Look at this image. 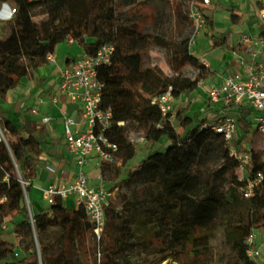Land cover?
<instances>
[{
  "label": "trees",
  "instance_id": "16d2710c",
  "mask_svg": "<svg viewBox=\"0 0 264 264\" xmlns=\"http://www.w3.org/2000/svg\"><path fill=\"white\" fill-rule=\"evenodd\" d=\"M134 1L101 0L88 5L85 0H0V11L6 5L15 10L10 20L0 19V101H5L23 78L31 79L33 71L48 62L47 57L69 37L83 54L91 56L102 46H113L111 63L99 67L98 75L104 85L102 106L113 111L107 135L119 149L114 164H103L102 177L111 190L118 191L122 182L134 189L131 196L120 199L123 211H119V204L110 203L99 244L84 210L75 204L67 207L60 197L55 206L32 212V224L21 180L36 178L42 154L54 152L55 145L44 124L26 118L18 127L0 106V264H39L34 233L43 234L51 228L61 229L62 234L53 243L39 241L43 264H162L167 260L184 264L183 257L188 264H208L212 241L220 228L243 264H258L248 257L246 240L254 229L264 231L261 151L253 145L248 178L262 173L263 180L254 189V197L247 199L243 194L247 183L239 179L238 160L231 156L224 137L212 129V123L199 114L190 115L188 108L179 110L171 120V115L164 117L152 104L153 98L170 88L176 99L191 97L198 83L210 78L212 72L190 53L192 30L185 28L180 13L176 17L178 38L160 33L157 20L151 25L155 35L149 36L139 12H124ZM193 1L206 18L212 47L242 54L239 44L230 45L226 37L220 40L214 32V8L202 7L199 0L180 3L188 9ZM261 9L256 3L258 19ZM230 12L231 24L238 26L242 16L234 9ZM38 17H42L40 22L35 20ZM153 49L164 53L174 76L147 65ZM187 66L197 72L196 79L184 74ZM235 112L239 145L251 134L253 111L240 107ZM120 122L125 126L118 125ZM130 127L143 131L150 149L141 164L131 169L139 146L128 140ZM26 190L31 202L30 186ZM142 215L147 223H155L153 239L163 247L133 233L131 227ZM14 217L19 220L14 221ZM5 221L16 244L3 238ZM73 243L75 250L70 247ZM18 252L24 256L18 257Z\"/></svg>",
  "mask_w": 264,
  "mask_h": 264
},
{
  "label": "built area",
  "instance_id": "2783aa9c",
  "mask_svg": "<svg viewBox=\"0 0 264 264\" xmlns=\"http://www.w3.org/2000/svg\"><path fill=\"white\" fill-rule=\"evenodd\" d=\"M254 1L262 6L259 11V20L264 26V0ZM214 2L215 0H199L202 7H210ZM4 7L0 11V19L7 21L12 18L15 10L10 7L7 11ZM188 17L192 26L189 50L195 56L193 48L197 43V37L206 28V18L196 1L190 3ZM66 42L75 43L71 37ZM239 45L243 48L239 67L232 72L218 76L216 82L209 84L205 90L206 104L212 113L200 118L211 122L212 129L222 135L229 144L231 156L239 163V179L247 183L243 188L244 197L250 199L255 195L254 189L263 180L262 173L249 179L248 171L254 151L253 145L261 151V158L264 162V33L242 34ZM113 53V46L105 45L95 55L82 54L60 69L59 95L53 98V102L58 103L61 98H65L80 108L79 120L70 115H65L63 118L66 149L74 160L76 171L72 180H63L42 190L43 201L46 202L48 208L56 205L57 197L63 200L72 198L74 204L84 210L87 219L92 224L93 237L97 244L100 243L105 232L106 210L117 191V189L111 190L102 177L103 164L115 163V155L119 147L107 135L112 128L113 111L102 106L104 85L98 75L99 67L111 63ZM47 60L56 63L55 54L49 55ZM180 98H174L170 88L166 93L153 98L152 104L160 109L164 117L171 115V120H174L173 104ZM240 107H250L253 111L252 131L248 137L249 143L246 145L243 142L237 145L239 131L235 110ZM32 113L37 115L38 111L33 109ZM50 121L49 117L41 118V123L44 125L49 124ZM139 142L147 143L145 138H141ZM241 144L244 146L243 150ZM91 163L99 172L98 184L91 183L86 171V167ZM21 184L26 192V187L30 186V182L21 180ZM2 202L3 200H0V203ZM28 211L33 224L30 207ZM1 229H7V221L2 224ZM263 232L256 234L253 230L246 240L247 255L252 260L256 261L263 255L264 243L260 242ZM16 255L24 256L22 252ZM100 256L98 252L99 263Z\"/></svg>",
  "mask_w": 264,
  "mask_h": 264
},
{
  "label": "crops",
  "instance_id": "0c3cea01",
  "mask_svg": "<svg viewBox=\"0 0 264 264\" xmlns=\"http://www.w3.org/2000/svg\"><path fill=\"white\" fill-rule=\"evenodd\" d=\"M255 5L256 2L254 0H215L212 15L215 22V32L218 34L219 39L222 40L226 37L230 45H238L242 34H246L247 32L253 34L264 33V26L258 19ZM9 8L10 6L8 5L4 7L7 11ZM232 9L242 16L238 26L231 24L230 11ZM219 24H221L220 28H218ZM240 26L246 27V31ZM256 30H259L258 33ZM64 43L65 45H70L67 42ZM208 44L212 46L211 40ZM60 47L62 49L67 46L61 45ZM77 48L79 53H68L63 59H59L57 47L55 52L56 63L45 62L41 68L33 71L31 79L23 78L16 88L8 92L6 100L0 101L1 108L18 127L23 124L26 118L36 120L40 123L43 117H49L51 119L50 123L45 125V127L48 130L50 139L55 145V149L53 150L54 152L45 151L42 154L41 164L37 167V176L30 182V192L31 190H35L36 195H40V201L34 199L32 200L33 203H31V206H34L33 208L36 210L35 213L44 211L48 207L47 204L46 206L44 205L42 190L52 184H58L64 179L66 181L72 180L76 171L74 160L66 149L63 118L65 115H70L79 120L80 108L77 104L69 102L65 98H61L58 103H54L53 98L59 95L58 84L60 69L83 54L82 49L78 45ZM211 49L214 48L209 47V50ZM217 50L219 52L217 56L220 59L217 62L221 68H224L222 73L213 71L209 61L196 56L212 72L210 78L202 81L205 86L207 85L206 88L212 82H216L218 76L236 70L241 61L242 55L240 53L233 51L228 53L225 51V48ZM206 88L204 89L206 90ZM33 109L38 111L37 115L32 113ZM88 174L92 183H99V172L93 163L89 165Z\"/></svg>",
  "mask_w": 264,
  "mask_h": 264
},
{
  "label": "rangeland",
  "instance_id": "374dc122",
  "mask_svg": "<svg viewBox=\"0 0 264 264\" xmlns=\"http://www.w3.org/2000/svg\"><path fill=\"white\" fill-rule=\"evenodd\" d=\"M85 1L88 5H94V4H99L101 0H85ZM134 3L130 4L129 7H124V12H129L130 14L135 11L139 12L141 14L140 17L142 16L143 21H144L142 23V28H144V32L149 36L155 35V32L152 29L151 25L153 24L155 20H157L159 23L160 33H165L167 36L178 38L180 36V30L176 26V17L178 13H180L182 18L184 19L185 28L188 30L190 29L192 30L191 22L188 17V9L182 6V4L180 3V0H135ZM208 8L212 10L214 7L212 5ZM210 12L208 10L207 11L205 10V13H208L209 15L211 14ZM35 20L36 22H40L42 20V17H38ZM220 27H221V24L218 25V28ZM241 28H243L246 31V27L242 26ZM209 31L210 30L206 26L205 30H203L202 33L197 37V43L195 47L193 48V50H195V56L197 57L199 56V58H204L211 63L213 71L222 73L224 68H221V66L217 62L220 60L217 56V53H219L217 49H221V47L209 50V47H212L211 45L209 46L208 44V42H210L211 40L210 35L212 34L210 32V35H209ZM258 31L259 30H256L257 33ZM183 32H186V31L183 30ZM250 33L251 32H247L246 34H250ZM61 45L62 46L64 45L67 47H63L61 49L60 47ZM57 47H58L57 52L59 54V59H63L68 53H72V54L79 53L76 44L65 45V43L63 42L59 44ZM225 51H227L228 53H231L230 50L226 49ZM147 65L158 66L159 68L163 70V72L166 75L174 76L167 65L164 53L162 51L153 49L149 53ZM184 74H186L192 79H196L197 77V72L190 66L185 67ZM206 86L202 82H199L197 90L192 94L191 97L187 98L185 96H182L179 100H177L173 104V114L176 115V113L179 110L188 108L189 110L188 112L190 115L199 114L200 117L209 116L212 113V111L209 109L208 105L206 104V93L204 89L206 88ZM120 123H121L120 126H125V122H120ZM0 132L3 134L1 129H0ZM2 134H1V138L3 139ZM127 137L130 142L139 146L138 156L132 163H130V166H129V169L137 168L141 164V161L146 157L150 149H149L148 144H143L139 142L141 138H144V133L141 129L137 127H130V129L127 132ZM243 143L244 145L248 144L249 139L245 140ZM165 146H166V143H164V147ZM241 147L243 150L244 149L243 144H241ZM88 169H89V166L86 167L87 172H88ZM64 181H66V179H64ZM133 190H134L133 188H129L125 186L124 183L122 182V186L117 191L115 198L113 199L115 204H119L118 206H119L120 212L123 211L122 206H121L122 202L120 199L123 200V197H122L123 195L131 196ZM26 192H24V199H25L26 206L27 208L30 207L31 211L35 213L36 210H34L33 208L34 206L33 207L31 206V203H33L32 200L34 199L37 201H40V195L38 194L36 195L35 193L36 191L31 190L30 192L31 202H30L29 196ZM118 193L120 196H118ZM71 199L72 198L65 200V204L68 207L73 206V201ZM44 205L46 206V202H44ZM18 220H19L18 217H14V221L17 222ZM147 221L148 220L146 219L145 215H142L139 219H136L134 221V224L131 227V229L133 230V233L135 234L137 238H142L143 240L152 241L159 248L163 247V244L161 242L155 241L153 239V231H154V228L156 227L155 223L153 221L151 223H147ZM254 230L256 234H260L262 231L260 229H254ZM61 234H62V230L59 228L48 229L47 232L43 234L34 233V242H35L37 252L39 255V264H43L42 257L40 254L41 249H40L39 241L53 243L61 236ZM3 238L10 243L16 244V239L14 235L12 234L10 227L4 231ZM260 242L264 243V232L262 233ZM70 247L74 250L77 248L76 244L74 243L73 245H70ZM26 257L28 258L27 261H29L30 254L26 253ZM156 258L157 257H154V259ZM133 260H137V258H133ZM187 261L188 260L186 258L184 257L181 258L182 263L188 264ZM165 262H167L168 264H178L171 260H167ZM256 262L258 264H264V251H263V255L259 259H257ZM208 264H243L238 259V256L236 255V253L227 244L226 239H225L224 230L222 228L218 229L217 232L215 233V236H214V239L211 245V259L208 262Z\"/></svg>",
  "mask_w": 264,
  "mask_h": 264
},
{
  "label": "bare ground",
  "instance_id": "6f19581e",
  "mask_svg": "<svg viewBox=\"0 0 264 264\" xmlns=\"http://www.w3.org/2000/svg\"><path fill=\"white\" fill-rule=\"evenodd\" d=\"M2 133L0 132V135H1ZM162 264H168L167 262H164V263H162Z\"/></svg>",
  "mask_w": 264,
  "mask_h": 264
}]
</instances>
